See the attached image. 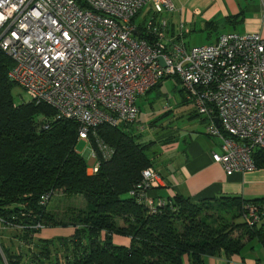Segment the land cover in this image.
Here are the masks:
<instances>
[{
  "label": "built area",
  "instance_id": "1",
  "mask_svg": "<svg viewBox=\"0 0 264 264\" xmlns=\"http://www.w3.org/2000/svg\"><path fill=\"white\" fill-rule=\"evenodd\" d=\"M177 11L172 0H0V47L13 60L10 78L31 102L55 111L44 130L60 120L79 122L89 174L115 152L96 127L133 124L138 98L171 75L219 143L214 162L228 175L257 168L255 152L264 151V36L225 32L188 48L184 24L178 35L169 33V16ZM141 175L129 194L157 213L168 201L149 192L163 178L153 166ZM242 212L245 223L256 226L264 199L245 202Z\"/></svg>",
  "mask_w": 264,
  "mask_h": 264
},
{
  "label": "trees",
  "instance_id": "2",
  "mask_svg": "<svg viewBox=\"0 0 264 264\" xmlns=\"http://www.w3.org/2000/svg\"><path fill=\"white\" fill-rule=\"evenodd\" d=\"M138 36L145 38L144 33ZM12 65L0 47V218L18 227L26 240L48 228L68 230L53 239L37 237V264H204L206 256L240 253L247 236L264 245V218L249 227L242 217L244 203L260 199L192 201L176 195L161 211L150 213L129 193L143 169L154 165L148 152L151 144L125 130V124L96 127L115 152L110 160H101L97 173L88 174L87 162L76 150L79 122L60 120L44 130L55 111L45 103L15 102ZM183 91L182 87V95ZM254 156L257 165L264 164V151ZM59 190L86 201L71 222L58 219L55 211L47 210L48 204L41 203L45 195ZM216 201L225 210L208 211ZM39 222L44 227L34 228ZM21 256L5 253L9 264H20Z\"/></svg>",
  "mask_w": 264,
  "mask_h": 264
},
{
  "label": "crops",
  "instance_id": "3",
  "mask_svg": "<svg viewBox=\"0 0 264 264\" xmlns=\"http://www.w3.org/2000/svg\"><path fill=\"white\" fill-rule=\"evenodd\" d=\"M172 1L178 11L169 16V33L178 35L180 24H184L186 32L183 39L196 31L214 41L225 32L260 33L264 36V0ZM144 15L146 10L137 22H141ZM189 103L182 97L181 105L186 107L182 116L189 121L188 124L185 128L172 129V133L160 142L158 152L164 153V157L153 167L160 172L163 183L152 189L150 195L168 202L176 195L189 197L192 201L231 197L264 199V164H259L254 170L228 175L224 167L212 158L213 151H220V146L206 133L207 120L197 113L193 105L187 109ZM243 242L240 253L227 256L222 252L206 256L204 264H264L263 243L257 237L248 236Z\"/></svg>",
  "mask_w": 264,
  "mask_h": 264
},
{
  "label": "rangeland",
  "instance_id": "4",
  "mask_svg": "<svg viewBox=\"0 0 264 264\" xmlns=\"http://www.w3.org/2000/svg\"><path fill=\"white\" fill-rule=\"evenodd\" d=\"M184 40L188 48L195 45L214 42V40L209 39L206 34L201 33L200 31L188 34L185 36ZM181 89L182 84L177 80L175 75L165 79L158 89H153L147 95H143L138 98V105L140 108L137 116L138 120H136L133 124L124 126L125 130H129L138 135L140 137V141L151 144L148 152L154 165H157V163H159V161L164 157V153L158 152L160 151V142H162L163 138L170 135L172 133V129L176 127L183 128L189 122L183 119L182 116L183 109H186V107L181 105L183 97ZM12 93L17 104L30 102V97L27 95V92H25V90L20 86H14ZM191 105L195 107L192 103L187 106V109L191 108ZM76 143V150L85 158L87 162L88 157L86 152V143L83 141H77ZM220 203V201L213 202L208 211L218 212L219 208L225 210L222 205H219ZM85 206L86 201L81 195L70 196L65 194L62 190H59L48 202L47 210L55 211L58 219H63L64 222H71L73 219L72 217L78 213V210H84ZM22 233L23 232H21L18 227L11 224H5L0 221V251L3 254V261L6 259L5 253L8 256L15 253L18 256L22 255L19 258L20 264H37L35 260L38 249H36V247L39 242L37 237L43 235L44 238L53 239V237L66 235L68 230L65 228H48L41 232L40 235H28V237L32 240L23 239V237H21ZM115 241H118L119 243L122 242L120 239ZM56 250L58 251V249ZM57 251H54V253ZM59 254H61V252ZM33 259L34 261H32Z\"/></svg>",
  "mask_w": 264,
  "mask_h": 264
},
{
  "label": "water",
  "instance_id": "5",
  "mask_svg": "<svg viewBox=\"0 0 264 264\" xmlns=\"http://www.w3.org/2000/svg\"><path fill=\"white\" fill-rule=\"evenodd\" d=\"M137 34H140V32H137Z\"/></svg>",
  "mask_w": 264,
  "mask_h": 264
},
{
  "label": "bare ground",
  "instance_id": "6",
  "mask_svg": "<svg viewBox=\"0 0 264 264\" xmlns=\"http://www.w3.org/2000/svg\"><path fill=\"white\" fill-rule=\"evenodd\" d=\"M3 264H5V262Z\"/></svg>",
  "mask_w": 264,
  "mask_h": 264
}]
</instances>
